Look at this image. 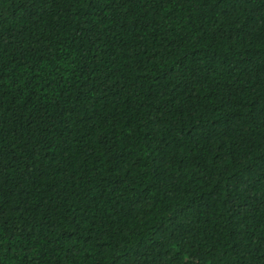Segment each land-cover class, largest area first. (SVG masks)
Returning <instances> with one entry per match:
<instances>
[{
	"label": "trees",
	"instance_id": "obj_1",
	"mask_svg": "<svg viewBox=\"0 0 264 264\" xmlns=\"http://www.w3.org/2000/svg\"><path fill=\"white\" fill-rule=\"evenodd\" d=\"M0 264H264V0H0Z\"/></svg>",
	"mask_w": 264,
	"mask_h": 264
}]
</instances>
